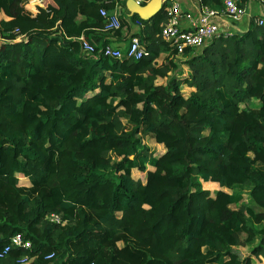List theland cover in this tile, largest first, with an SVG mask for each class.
Returning a JSON list of instances; mask_svg holds the SVG:
<instances>
[{
    "label": "trees",
    "instance_id": "1",
    "mask_svg": "<svg viewBox=\"0 0 264 264\" xmlns=\"http://www.w3.org/2000/svg\"><path fill=\"white\" fill-rule=\"evenodd\" d=\"M29 1L0 0V250L30 242L0 264L264 261V26L178 56L163 10L143 21L126 0ZM116 3L107 29L100 10ZM133 38L146 57L103 55Z\"/></svg>",
    "mask_w": 264,
    "mask_h": 264
},
{
    "label": "built area",
    "instance_id": "2",
    "mask_svg": "<svg viewBox=\"0 0 264 264\" xmlns=\"http://www.w3.org/2000/svg\"><path fill=\"white\" fill-rule=\"evenodd\" d=\"M150 0H135L142 6ZM263 1L264 0H260ZM243 0H223V9L220 11L210 9L202 5L198 16L185 12L176 0H161L164 11V21L161 23L160 37L162 41L170 44L181 55L188 48H203L213 38L223 35L225 38L232 36V27L239 23L246 15V8L241 6ZM123 8L116 3L112 11L100 10V15L108 22L107 29H119V18ZM257 25L264 26V19H257ZM139 24V23H138ZM140 25V24H139ZM79 41L87 52H92L93 47L89 46L81 38ZM103 55L115 59H121L124 55L136 60L146 57L148 53L141 46L138 38H133L126 51L106 46L102 49ZM51 222H59V216L50 215ZM12 248H30V242L24 241L19 235L10 239V242L0 250V258L5 256ZM51 257V256H49ZM27 260L23 259V263Z\"/></svg>",
    "mask_w": 264,
    "mask_h": 264
},
{
    "label": "crops",
    "instance_id": "3",
    "mask_svg": "<svg viewBox=\"0 0 264 264\" xmlns=\"http://www.w3.org/2000/svg\"><path fill=\"white\" fill-rule=\"evenodd\" d=\"M179 2L182 6V9L185 12L193 14L195 17L199 15L200 9L202 7V4L200 3V0H176ZM40 5L39 4H35ZM246 15L245 17L236 25L232 27L233 31L236 30L239 33L245 32L249 28L250 20L258 18L264 19V2L260 0H251L249 1L246 6ZM140 25L138 23H134L132 25L131 34L137 32ZM110 44L114 47H120L122 50H124L127 46V43H123L120 40L117 39H110ZM157 148V147H156Z\"/></svg>",
    "mask_w": 264,
    "mask_h": 264
},
{
    "label": "water",
    "instance_id": "4",
    "mask_svg": "<svg viewBox=\"0 0 264 264\" xmlns=\"http://www.w3.org/2000/svg\"><path fill=\"white\" fill-rule=\"evenodd\" d=\"M125 6L129 15H136L143 21H149L154 18L162 8L161 0H150L144 6L135 2V0H126Z\"/></svg>",
    "mask_w": 264,
    "mask_h": 264
},
{
    "label": "rangeland",
    "instance_id": "5",
    "mask_svg": "<svg viewBox=\"0 0 264 264\" xmlns=\"http://www.w3.org/2000/svg\"><path fill=\"white\" fill-rule=\"evenodd\" d=\"M39 0H31L27 3V6L30 7V8H34L35 4H39ZM2 17V16H1ZM236 31V30H234ZM202 50V48H199L198 51ZM160 63H161V60H159ZM188 70L184 68V72H187ZM185 92H188L187 90H184ZM147 144L149 145V147L151 148V150L153 149H156V146L151 143V142H147ZM161 149H159L157 147V152H159ZM205 188L209 189L210 191H212V193H214L215 191L219 190V188L216 186V185H213V184H206L204 185ZM244 205L246 206V210H247V213H249V210L252 209V204L250 202V197H249V192L248 190H245L244 191ZM240 254L241 256L244 258V257H247L249 255V251L250 249L249 248H238L236 249ZM253 264H264V261L263 260H253Z\"/></svg>",
    "mask_w": 264,
    "mask_h": 264
}]
</instances>
